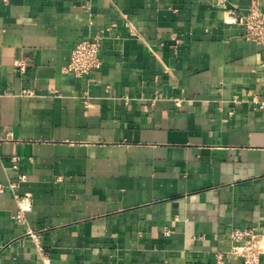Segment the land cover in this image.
Masks as SVG:
<instances>
[{"label":"crops","instance_id":"0c3cea01","mask_svg":"<svg viewBox=\"0 0 264 264\" xmlns=\"http://www.w3.org/2000/svg\"><path fill=\"white\" fill-rule=\"evenodd\" d=\"M252 2L0 0V264H242L234 228L264 264ZM95 37L100 67L68 71Z\"/></svg>","mask_w":264,"mask_h":264},{"label":"built area","instance_id":"2783aa9c","mask_svg":"<svg viewBox=\"0 0 264 264\" xmlns=\"http://www.w3.org/2000/svg\"><path fill=\"white\" fill-rule=\"evenodd\" d=\"M241 26L246 39L264 45V11L255 2L249 5L247 13L242 17ZM99 48V37L78 41L71 52L66 69L75 75L88 74L98 69L101 64L98 56ZM12 159L15 163L16 157ZM14 198L18 204L17 217H21L22 212L29 205L28 200L26 196L19 197L17 194H14ZM31 237L36 239L33 233ZM230 237L233 242L231 252L241 257L242 264H259L261 235L253 228H234L230 232ZM215 264H223L220 254H217Z\"/></svg>","mask_w":264,"mask_h":264}]
</instances>
